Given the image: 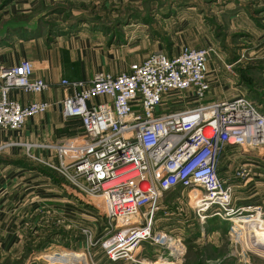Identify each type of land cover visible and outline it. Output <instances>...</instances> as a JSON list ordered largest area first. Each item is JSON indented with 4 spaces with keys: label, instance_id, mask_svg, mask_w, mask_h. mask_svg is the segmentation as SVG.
Returning <instances> with one entry per match:
<instances>
[{
    "label": "built area",
    "instance_id": "built-area-1",
    "mask_svg": "<svg viewBox=\"0 0 264 264\" xmlns=\"http://www.w3.org/2000/svg\"><path fill=\"white\" fill-rule=\"evenodd\" d=\"M213 58L221 61L214 47L182 46L175 54L154 51L116 73L61 79L59 107L66 119L78 122L77 132L59 143L4 142L0 154L8 146H24L29 158L72 192L48 209L39 205L33 218L28 211L17 216L18 232L36 237L37 230L58 227L65 231L63 247L72 248L80 229L71 200L98 202L108 220L106 234L97 238L82 226L81 235L87 248L97 247L107 260L91 258L90 264H108L133 261L142 243L167 242L168 235L154 227L167 192H192L186 201L202 218L250 209L235 207L232 192L236 181L246 186L262 167L239 154L264 148V110L244 94L208 99ZM48 88L27 59L0 67V130L19 131L53 105L19 103L11 90L29 94ZM35 147L48 155L33 154ZM252 208L257 212L259 206Z\"/></svg>",
    "mask_w": 264,
    "mask_h": 264
},
{
    "label": "crops",
    "instance_id": "crops-1",
    "mask_svg": "<svg viewBox=\"0 0 264 264\" xmlns=\"http://www.w3.org/2000/svg\"><path fill=\"white\" fill-rule=\"evenodd\" d=\"M56 1L69 5L70 10H63V24L50 30L39 19L36 22L40 0H10L0 9V67L27 59L34 76L49 83L41 93L13 89L10 97L22 104L41 100L53 103L48 111L28 118L21 130H0V144L59 143L73 136L78 122L61 113L60 80H88L101 71L116 73L157 50L175 54L182 46L214 47L222 61L213 58L209 62L212 87L208 99L237 93L260 99L255 95V85L257 80L264 84V0ZM132 9L139 14L137 21L145 22L149 15L158 24L151 18L150 25L127 21ZM116 28L122 33L118 40L113 33ZM162 37L164 40H159ZM242 63L246 68L239 73ZM31 152L48 155L47 150L36 147ZM239 155L262 165L246 186L242 180L234 186L232 199L235 193L242 197L249 192L246 197H235L234 205L237 201L247 205L252 202L247 198L250 192L253 197L264 195V148ZM69 192L53 171L27 156L24 146L6 147L0 154V250L17 254L35 238L18 232L17 216L28 211L33 218L39 205L48 209ZM47 256L43 257L54 260L59 254Z\"/></svg>",
    "mask_w": 264,
    "mask_h": 264
},
{
    "label": "rangeland",
    "instance_id": "rangeland-1",
    "mask_svg": "<svg viewBox=\"0 0 264 264\" xmlns=\"http://www.w3.org/2000/svg\"><path fill=\"white\" fill-rule=\"evenodd\" d=\"M6 3V0L1 2L0 9ZM65 9L70 10V6L63 5L56 0H40L35 11L36 22L40 20L42 26L48 25L49 30L56 29L59 24H63L62 18L65 15H60V13ZM132 12L134 14L129 15L127 21L138 23V26H142V23L150 25L152 18L149 15L145 17L147 18L145 22H141L137 21V19H140L139 14L135 15L137 11L132 9ZM152 23L158 24L153 19ZM150 28V26L147 27L148 30ZM113 33L117 38L116 40L122 34L119 33L117 28ZM159 40H164V38L162 37ZM240 66L244 67H242V70H238L239 73L246 68L245 63ZM240 79L242 82L247 81L245 77H240ZM256 83V85L253 83L252 85H255L257 90L255 95L260 98L257 101L263 111L264 84L259 80ZM246 92L248 94L247 90ZM250 193L251 197H247L249 201H252L251 203L248 202L251 206L250 209L244 208V210L238 207L229 215L222 212V216L215 214L213 212L215 210H212L211 216L202 218L198 214H203L199 213L193 203H191V207L188 204L189 202L186 201V199L188 201L192 199V192H167L163 196L162 209L156 215L157 219L154 224L156 231L162 230L168 235L167 242L164 244L142 243L133 261L117 260L108 262V264H264V255H259L250 250L242 239L243 232L244 234L252 233L257 236L264 235V195L253 197L252 192ZM247 195H249V192L248 194H242V197ZM68 197L70 198L69 195ZM235 197L242 198L238 193L233 195V199ZM237 203L235 207L238 205L243 207L241 205L243 203L240 204L238 201ZM254 205L259 206L257 212L252 208ZM72 206L77 212L80 229L77 245H73L72 248L70 246L63 247V245H68L66 244L67 241L65 242V231L58 227L46 231L37 230L36 237L27 242L19 253L14 255L5 254L0 250V264H90L91 258L106 260L97 247L87 248L81 235L82 226H88L97 238L106 234L109 224L101 205L98 202L93 205L80 199L78 202L73 200ZM245 215L250 216L253 223L248 225V229L246 228L244 231L229 221L230 218ZM134 220L135 218H131L128 221ZM57 244L60 246H55ZM52 252H58L56 254H59V257L54 260H46L44 257H48L47 255L52 254ZM42 253L49 254H45L44 257L38 259L35 258Z\"/></svg>",
    "mask_w": 264,
    "mask_h": 264
},
{
    "label": "bare ground",
    "instance_id": "bare-ground-1",
    "mask_svg": "<svg viewBox=\"0 0 264 264\" xmlns=\"http://www.w3.org/2000/svg\"><path fill=\"white\" fill-rule=\"evenodd\" d=\"M229 221L234 223V225H236L237 227L243 229V231L246 228L248 229V225L253 223L252 218L250 216H246V215L240 216L237 218H234V217L230 218ZM232 229L234 230L235 228H232ZM242 239H243L245 245L248 248H250V250H252L253 252H255L259 255H264V235L263 236H257V235L252 234V233L251 234H244V232H243V238ZM61 264H63V263H61Z\"/></svg>",
    "mask_w": 264,
    "mask_h": 264
},
{
    "label": "trees",
    "instance_id": "trees-1",
    "mask_svg": "<svg viewBox=\"0 0 264 264\" xmlns=\"http://www.w3.org/2000/svg\"><path fill=\"white\" fill-rule=\"evenodd\" d=\"M6 1H10V0H6Z\"/></svg>",
    "mask_w": 264,
    "mask_h": 264
},
{
    "label": "water",
    "instance_id": "water-1",
    "mask_svg": "<svg viewBox=\"0 0 264 264\" xmlns=\"http://www.w3.org/2000/svg\"><path fill=\"white\" fill-rule=\"evenodd\" d=\"M245 151V150H244Z\"/></svg>",
    "mask_w": 264,
    "mask_h": 264
}]
</instances>
